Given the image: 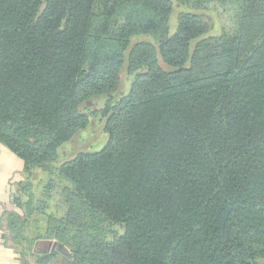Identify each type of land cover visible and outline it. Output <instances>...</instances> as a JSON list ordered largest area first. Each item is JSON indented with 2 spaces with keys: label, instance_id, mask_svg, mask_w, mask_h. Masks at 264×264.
<instances>
[{
  "label": "trees",
  "instance_id": "16d2710c",
  "mask_svg": "<svg viewBox=\"0 0 264 264\" xmlns=\"http://www.w3.org/2000/svg\"><path fill=\"white\" fill-rule=\"evenodd\" d=\"M177 2L170 32L172 0H0V144L24 164L5 229L20 264L264 260V0ZM95 117L104 146L60 161Z\"/></svg>",
  "mask_w": 264,
  "mask_h": 264
},
{
  "label": "rangeland",
  "instance_id": "374dc122",
  "mask_svg": "<svg viewBox=\"0 0 264 264\" xmlns=\"http://www.w3.org/2000/svg\"><path fill=\"white\" fill-rule=\"evenodd\" d=\"M173 14L171 16L170 25L173 32L176 26V15L182 10L177 0H172ZM204 20L212 27V33L218 32L221 24L223 25L222 18L219 17L213 11H201L198 12ZM146 40V39H137ZM120 93L126 92L130 82V76L125 68L120 73ZM103 98H95L93 101L86 103V106L90 110H98L103 106ZM106 135L103 132V120L100 117L90 118V123L86 129L78 132L69 142L64 144L58 151L59 160H68L79 152H94L100 150L106 143ZM56 243L53 241H39L34 245L35 252L50 251L56 247ZM259 264H264V260H261Z\"/></svg>",
  "mask_w": 264,
  "mask_h": 264
},
{
  "label": "crops",
  "instance_id": "0c3cea01",
  "mask_svg": "<svg viewBox=\"0 0 264 264\" xmlns=\"http://www.w3.org/2000/svg\"><path fill=\"white\" fill-rule=\"evenodd\" d=\"M23 162L0 144V264H20L19 256L11 246L6 216L18 212L15 204L17 186L23 181Z\"/></svg>",
  "mask_w": 264,
  "mask_h": 264
}]
</instances>
